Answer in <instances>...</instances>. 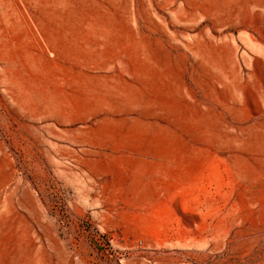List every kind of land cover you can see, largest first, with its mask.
I'll return each instance as SVG.
<instances>
[{
    "label": "rangeland",
    "instance_id": "1",
    "mask_svg": "<svg viewBox=\"0 0 264 264\" xmlns=\"http://www.w3.org/2000/svg\"><path fill=\"white\" fill-rule=\"evenodd\" d=\"M0 264H264V0H0Z\"/></svg>",
    "mask_w": 264,
    "mask_h": 264
}]
</instances>
